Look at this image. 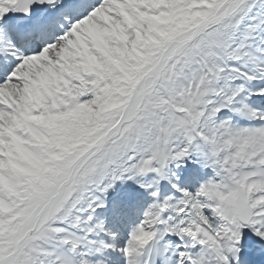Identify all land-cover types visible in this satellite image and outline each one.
<instances>
[{"label":"snow or ice","instance_id":"snow-or-ice-1","mask_svg":"<svg viewBox=\"0 0 264 264\" xmlns=\"http://www.w3.org/2000/svg\"><path fill=\"white\" fill-rule=\"evenodd\" d=\"M0 264H264V0H0Z\"/></svg>","mask_w":264,"mask_h":264}]
</instances>
